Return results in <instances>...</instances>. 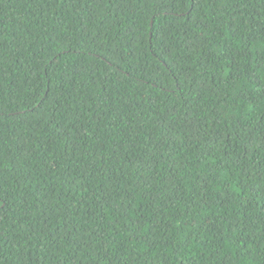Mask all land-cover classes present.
<instances>
[{
	"label": "trees",
	"instance_id": "trees-1",
	"mask_svg": "<svg viewBox=\"0 0 264 264\" xmlns=\"http://www.w3.org/2000/svg\"><path fill=\"white\" fill-rule=\"evenodd\" d=\"M0 264H264V0H0Z\"/></svg>",
	"mask_w": 264,
	"mask_h": 264
}]
</instances>
